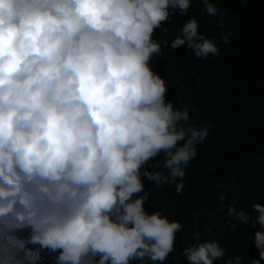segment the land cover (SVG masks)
Returning a JSON list of instances; mask_svg holds the SVG:
<instances>
[{
    "label": "trees",
    "instance_id": "obj_1",
    "mask_svg": "<svg viewBox=\"0 0 264 264\" xmlns=\"http://www.w3.org/2000/svg\"><path fill=\"white\" fill-rule=\"evenodd\" d=\"M0 264H264V0H0Z\"/></svg>",
    "mask_w": 264,
    "mask_h": 264
}]
</instances>
